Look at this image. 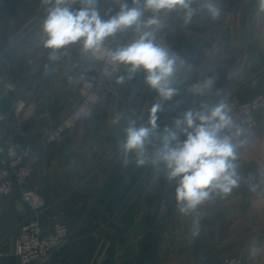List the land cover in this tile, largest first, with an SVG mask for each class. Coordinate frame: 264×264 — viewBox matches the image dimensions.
<instances>
[{"label":"crops","instance_id":"crops-1","mask_svg":"<svg viewBox=\"0 0 264 264\" xmlns=\"http://www.w3.org/2000/svg\"><path fill=\"white\" fill-rule=\"evenodd\" d=\"M204 2L195 0L196 13L188 23L182 12L171 19L173 52L191 71L181 74L177 94L158 113L161 130L201 104H216L232 94L250 100L264 93V11L259 0H212L219 9L216 18L201 7ZM45 7L42 0H0V81L14 87L0 99V157L7 138L34 149L27 187L47 199L49 213L65 212L70 231L45 264H218L230 255L264 264V108L258 127L240 137L247 143L238 150L239 185L228 194L214 193L183 214L175 199L177 181L166 182L160 166L138 165L135 152L125 157L122 150L127 117L137 119V126L145 123L158 100V95L149 100L152 90L142 73L120 84L123 67L92 118L67 130L60 141L42 144L80 101L90 67L100 66L79 42L51 61V50L42 42L46 17L33 21L28 34L12 43ZM98 7L104 18L118 11L113 0H100ZM128 33L107 38L103 46H121ZM209 78L214 85L205 94L192 88ZM19 99L26 102L20 114L14 111ZM117 113L124 114L118 123ZM27 214L17 197L0 199V264H19L14 244Z\"/></svg>","mask_w":264,"mask_h":264},{"label":"clouds","instance_id":"clouds-1","mask_svg":"<svg viewBox=\"0 0 264 264\" xmlns=\"http://www.w3.org/2000/svg\"><path fill=\"white\" fill-rule=\"evenodd\" d=\"M42 2L46 6L42 42L51 50V61L59 59L57 53L60 50L77 42L84 52H96L107 38L129 30L135 34L130 43L109 50L108 58L113 64L125 68L126 74L119 77L118 83L123 84L142 73L143 83L157 93L158 100L151 106L145 123L137 126V119L127 117L122 150L125 157L135 152L138 165H163L167 177L177 181L175 199L181 213L189 214L212 199L214 193L228 194L239 185L241 178L236 161L238 150L247 139L240 138L245 129L233 120L224 100L189 109L163 130L157 123L164 102L172 100L178 92L181 74L191 71V65L184 58L156 42L159 15L182 12L184 22L188 23L196 13L192 7L195 0H131V3L129 0H113L118 11L109 14L108 18L101 15L100 0ZM201 7L212 18L219 15L212 0H205ZM259 8L264 11V0H259ZM149 11L152 15L145 18V12ZM213 85L214 80L209 78L197 91L203 95ZM123 117V113H117L115 122ZM149 146L154 150L149 152ZM251 251L255 254L258 249L253 246Z\"/></svg>","mask_w":264,"mask_h":264},{"label":"built area","instance_id":"built-area-1","mask_svg":"<svg viewBox=\"0 0 264 264\" xmlns=\"http://www.w3.org/2000/svg\"><path fill=\"white\" fill-rule=\"evenodd\" d=\"M177 11L163 12L159 15L160 26L156 32V42L162 47L173 52L169 40L171 19ZM152 13L145 12V18ZM41 15L32 20L23 30L31 26ZM45 16V13L43 14ZM22 33V34H23ZM122 45L130 43L135 34L129 33ZM14 41V40H13ZM111 46H102L93 56L100 61V66L90 67L89 75L81 83V99L74 104L70 114L61 120L54 128L46 133L42 144H53L60 141L63 134L74 128L85 119L92 118L96 104L100 98L114 85L120 76L124 66L113 64L108 58V51ZM205 80L192 84L197 90ZM8 92L14 91V87L7 84ZM233 120L245 130H254L258 127V113L264 108V93L256 94L250 100H242L232 94L225 100ZM26 108L24 100H17L14 104V111L18 114ZM234 131V130H233ZM149 152L154 148L149 146ZM34 149L26 145L16 144L12 138L5 140L4 154L0 157V199L5 196L17 197L27 210V217L19 228V235L14 244V254L18 257L19 264H45L53 253L58 250L70 237V231L63 216L65 212L49 213L50 207L47 199L36 189L27 187V180L34 172L33 156ZM163 177L166 182H176L169 179L160 165ZM244 257L231 255L225 257L218 264H247ZM258 263L254 259L248 264Z\"/></svg>","mask_w":264,"mask_h":264},{"label":"water","instance_id":"water-1","mask_svg":"<svg viewBox=\"0 0 264 264\" xmlns=\"http://www.w3.org/2000/svg\"><path fill=\"white\" fill-rule=\"evenodd\" d=\"M27 29V28H26ZM25 29V30H26ZM23 32H20L15 38H14V41H17L20 37H22V36H24L23 34L25 33H23ZM8 93V88H7V85L5 84V83H3V82H1L0 81V99L2 98V97H4L6 94ZM157 96V93L154 91V90H152L151 91V93H150V97H149V100L150 101H153L154 100V98Z\"/></svg>","mask_w":264,"mask_h":264},{"label":"rangeland","instance_id":"rangeland-1","mask_svg":"<svg viewBox=\"0 0 264 264\" xmlns=\"http://www.w3.org/2000/svg\"><path fill=\"white\" fill-rule=\"evenodd\" d=\"M46 17V12H45V16H43V14L36 20V21H39V20H41L42 21V19H44ZM31 27H32V25L31 26H28L27 27V29L24 31L25 33L23 34L24 36L25 35H27L28 34V32H29V30L31 29ZM14 40V39H13ZM15 42H18V41H12V43L14 44ZM11 43V44H12ZM231 256V255H230ZM236 256H238V255H236ZM228 257V256H227ZM241 257H243V256H241ZM254 259H252L251 261H253ZM258 260V259H257ZM251 261H249L248 263H250ZM258 263H259V260H258ZM258 263H256V264H258Z\"/></svg>","mask_w":264,"mask_h":264}]
</instances>
